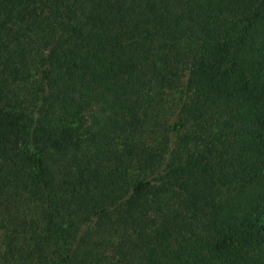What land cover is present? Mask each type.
<instances>
[{
  "label": "trees",
  "instance_id": "1",
  "mask_svg": "<svg viewBox=\"0 0 264 264\" xmlns=\"http://www.w3.org/2000/svg\"><path fill=\"white\" fill-rule=\"evenodd\" d=\"M0 264H264V0H0Z\"/></svg>",
  "mask_w": 264,
  "mask_h": 264
}]
</instances>
